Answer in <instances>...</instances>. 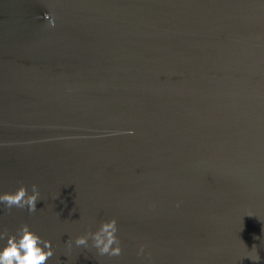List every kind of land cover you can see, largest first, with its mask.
Wrapping results in <instances>:
<instances>
[{"label": "water", "instance_id": "obj_1", "mask_svg": "<svg viewBox=\"0 0 264 264\" xmlns=\"http://www.w3.org/2000/svg\"><path fill=\"white\" fill-rule=\"evenodd\" d=\"M21 183L37 212L0 231L47 264H264V0H0V194ZM112 218L122 255L67 246Z\"/></svg>", "mask_w": 264, "mask_h": 264}, {"label": "clouds", "instance_id": "obj_2", "mask_svg": "<svg viewBox=\"0 0 264 264\" xmlns=\"http://www.w3.org/2000/svg\"><path fill=\"white\" fill-rule=\"evenodd\" d=\"M43 20L47 21L49 28L56 27V18L51 12H45ZM127 134L133 135L134 131ZM41 199V193L36 184L31 185V192L28 186L23 183L14 192H3L0 194V205L4 206V211L8 214L15 209H27L29 214L37 212V202ZM117 220L102 221L99 228L93 232L87 231L70 238L66 244L69 248L73 246L88 248L89 240L91 247L97 250L99 256L118 257L122 255L121 241L117 236ZM0 241H4L0 247V264H47L48 260L55 254L52 241L43 239L37 232L31 230L27 223H22L14 232H10L7 227L0 231ZM144 245H141L138 254H143ZM253 253L248 258L258 262L261 257L255 245L252 246Z\"/></svg>", "mask_w": 264, "mask_h": 264}]
</instances>
